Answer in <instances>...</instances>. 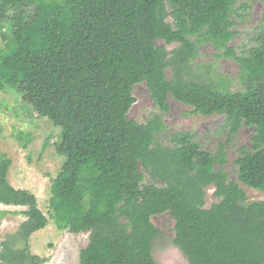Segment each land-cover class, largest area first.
Returning a JSON list of instances; mask_svg holds the SVG:
<instances>
[{"label":"trees","instance_id":"16d2710c","mask_svg":"<svg viewBox=\"0 0 264 264\" xmlns=\"http://www.w3.org/2000/svg\"><path fill=\"white\" fill-rule=\"evenodd\" d=\"M237 1L0 0V92L15 91L59 129L54 148L63 159L46 216L32 193L8 182L11 162L0 154V205L26 208L0 244V264H44L29 239L49 222L88 234L79 264H156L151 219L162 214L174 220L172 243L188 264H264V200L246 202L240 188L264 193V17L256 46L235 56L227 45L247 9ZM203 44L238 63L242 90L193 72ZM139 84L159 112L145 124L127 117ZM169 99L222 116L229 137L252 130L235 181L222 144L212 154L191 132L160 144ZM209 187L218 201L205 208Z\"/></svg>","mask_w":264,"mask_h":264},{"label":"rangeland","instance_id":"374dc122","mask_svg":"<svg viewBox=\"0 0 264 264\" xmlns=\"http://www.w3.org/2000/svg\"><path fill=\"white\" fill-rule=\"evenodd\" d=\"M245 4L246 10L239 11L233 30L236 35L227 47L233 49L235 56L246 54L256 46L255 38L264 17V3L261 0H238L236 6ZM162 44V42H157ZM178 44L166 46L168 50ZM2 43L0 41V48ZM191 65L197 75L216 82L229 91H240L243 86L239 78V65L227 57L224 50H216L210 44H203L197 50ZM170 71L167 72L169 76ZM135 104L128 112V119L145 124L158 110L153 106L150 95L143 84L134 86L132 91ZM170 110L162 115L166 131L158 137L162 145H167V137L177 132H191L207 152L215 154L219 144L224 146L225 165L223 169L233 181L236 180L235 159L238 149L249 145L252 130L241 128L229 137L222 116L204 117L192 114L191 109L172 99L168 100ZM59 129L54 128L46 117L37 116L33 110L13 90L0 92V154L11 162L7 180L15 188L32 193L38 208L47 216L51 179L60 170L63 159L57 156L54 144L58 140ZM166 136V137H165ZM48 141V142H47ZM47 142L46 147L43 145ZM246 202L264 200V193L240 184ZM213 188L206 189L205 208L218 201L213 196ZM24 207L0 205V212H6L0 220V244L11 239L19 225L25 221ZM152 224L158 230L152 255L156 264H188L179 250L173 245L174 220L167 214L154 216ZM88 234H72L60 231L49 222L42 230L29 239L31 254L45 260L44 264H79V253L87 245ZM1 248V245H0Z\"/></svg>","mask_w":264,"mask_h":264}]
</instances>
